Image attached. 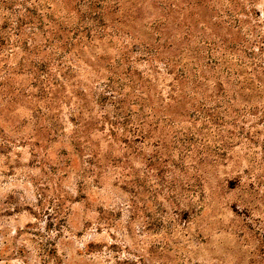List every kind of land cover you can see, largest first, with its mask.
I'll use <instances>...</instances> for the list:
<instances>
[{"label": "clouds", "instance_id": "9594fccd", "mask_svg": "<svg viewBox=\"0 0 264 264\" xmlns=\"http://www.w3.org/2000/svg\"><path fill=\"white\" fill-rule=\"evenodd\" d=\"M218 7L241 25L251 22L249 52L252 41L264 47V0H221ZM106 8L91 12L84 0L0 6V17L11 21L0 34L8 43L0 66L20 67L7 61L11 54L31 81L32 64L47 61L40 79L49 88L43 101L33 99L30 85L23 100L0 97V213L13 212L0 219V264H264L254 237L264 235V85L242 99L229 75L232 56L205 66L190 43L176 64L125 35ZM16 17L27 23L17 28ZM109 46L115 51L101 56ZM255 58L264 64V51ZM175 67L189 70L188 83L173 79ZM22 143L32 155L17 148ZM90 244L102 249L90 251Z\"/></svg>", "mask_w": 264, "mask_h": 264}, {"label": "rangeland", "instance_id": "374dc122", "mask_svg": "<svg viewBox=\"0 0 264 264\" xmlns=\"http://www.w3.org/2000/svg\"><path fill=\"white\" fill-rule=\"evenodd\" d=\"M24 0H15L13 3H21L23 6ZM79 2V0H78ZM86 2V0H84ZM137 0H104L101 1L102 4H107V8L103 9L105 15L107 17L112 18L114 21H118L123 24L125 27L121 29L125 35L132 33L140 42H143V47L146 49L147 46L146 41L143 40L142 31H140V26L138 25L139 22L137 21V12L136 6ZM221 4V0H145L143 4L145 8L143 11L144 18L143 21L146 19V13H152V16H149L150 21H155L157 18H161L166 25V28L169 25H172L171 32L172 35L170 36V46H174L175 44L182 43L183 47H185L182 54H187L185 52L188 49L189 44L197 45L191 49V52L196 58L202 63L207 66L208 64H220V58L222 57H233V64L229 65V75L234 76L236 78L235 83L239 84V88L237 91L239 92L243 89L242 99H251L258 95V86L264 85V64L258 61L255 57L257 55V49L259 51H264V47H260L257 45L255 41L251 42L252 51L249 52L244 45L248 44L252 35H255V31H249L247 35L245 32L248 30V25L251 23L245 18V22L243 25L240 23L241 18H237L236 20H231L229 13L227 11L222 10L218 5ZM7 5V4H5ZM0 5V6H5ZM100 5V7H101ZM34 10V9H33ZM93 10V9H92ZM163 10L165 11L164 14H167L165 18L162 15ZM35 11V10H34ZM26 13V12H25ZM260 16V12L258 9L253 10V19H257ZM222 17H228V20L225 21ZM3 20H8V24L6 27L2 28V31L5 32L9 29L10 20L4 19L0 17V23ZM16 27L20 28L24 25V21H19L18 17H16ZM145 23V21H144ZM168 24V25H167ZM105 26V25H101ZM175 37V38H174ZM90 38V34H89ZM142 38V41H141ZM114 39H119V36L114 37ZM264 39V38H262ZM145 45V46H144ZM168 45L165 47H160L157 51L166 54V56L175 61L176 64L179 61L176 60L178 55L174 56L171 53H167L166 49ZM230 46H233L231 48ZM8 47L7 41L0 40V53L4 52ZM133 50L137 47L135 44L132 45ZM204 49V53L201 54V50ZM215 49L220 53V57H215L212 54V50ZM146 50H149L147 48ZM23 51V49H21ZM115 51L114 48L109 46L108 52L105 53L101 51V56L110 55L111 52ZM236 51H240L241 55L236 56ZM155 52V51H154ZM151 53V52H150ZM207 57V59H205ZM5 58L0 56V61H3ZM7 61L14 63L20 67L16 68H9V63L5 62L0 66V75L4 78L0 79V97L7 98L11 96L12 100H23L27 93L25 92V88L29 85L31 88L36 89V92L33 94L34 100L43 101L45 98L48 97L49 88L46 85V82L40 79L45 72L48 71V62L41 61L38 63H33L31 68L29 69L30 72H35L36 79L28 81V78L25 76V72L20 59H14V57L9 54L7 57ZM44 63V67H41L39 64ZM54 67V65H53ZM91 68V65L88 66ZM174 70L176 71V76L173 79H178L182 83H188L190 81V72L187 68L184 67H175ZM182 70L187 75V79H183L181 76ZM71 73L69 72L68 75ZM66 75L65 73H61V76ZM171 75V72H169ZM59 78H57L58 82ZM111 80V78H109ZM168 86H170L171 81H168ZM159 86L165 87V82L161 78L158 81ZM24 85V87H21ZM220 87L222 88L223 85L221 84ZM107 91V90H106ZM16 93V95H12ZM55 95V93H53ZM108 101V96L102 94L97 102L101 105L105 104ZM235 111V109H234ZM219 115V113L217 114ZM254 115V113H253ZM68 124L70 125L72 122V117H66ZM67 127V125H65ZM52 129L58 130L57 123L55 120L52 122ZM105 130V126H101L100 131L103 132ZM2 131V129H0ZM44 137L47 139L48 143L55 142V137L50 135V132L44 133ZM140 138H137V142H139ZM191 138H189V141ZM126 143V141H122ZM252 143H256V141H252ZM35 148L40 149L42 147V143L40 140L33 141ZM48 144H44V147H47ZM18 149H27L29 155H32V149L28 147L26 144H19L17 145ZM4 148L0 147V152H3ZM8 151H11V148H8ZM62 154H67V149L61 150ZM31 163V161H30ZM167 163V161H165ZM151 167V162L149 163ZM163 171V169H161ZM230 186H234L232 181H229ZM43 201H37V204H41ZM14 211H20L19 208L15 209ZM24 211H28L32 213V210L29 206L25 205ZM13 214L12 211L6 210L0 213V219L6 216H11ZM35 215V213H32ZM47 215V213H46ZM49 223L46 227L51 228L53 227L52 224V217L49 216ZM26 228L31 227V222L25 225ZM99 231V229H98ZM255 240L259 241L256 245V253L258 256H264V235H260L258 232L254 233ZM90 251H100L102 249L101 246L94 247L93 245H89ZM110 250L112 252H116L117 248L115 245L110 246ZM149 251H151L154 255L158 254V247L157 246H150ZM22 255V251H20Z\"/></svg>", "mask_w": 264, "mask_h": 264}, {"label": "trees", "instance_id": "16d2710c", "mask_svg": "<svg viewBox=\"0 0 264 264\" xmlns=\"http://www.w3.org/2000/svg\"><path fill=\"white\" fill-rule=\"evenodd\" d=\"M15 1V0H12V2ZM101 1H104V0H86V2L88 3V8L90 9L91 12H97V11H100L101 10ZM8 3V0H0V5H5ZM145 3V0H137V3H136V6L137 9H136V12H137V21L139 22V26H140V31H142V36L145 37L143 38V40L146 41V44L147 48H149V52L153 53L154 51L157 52V49L160 48V47H165V45H168L166 46L167 49H166V52L167 53H171L172 55L176 56H180L182 54V52L184 51L185 47H183L182 43H178V44H175L174 46H170V36L172 35V32H171V27L172 25H169V29L168 27L166 28V25H164V23H167L166 21L163 22L161 20V18H157L155 21H150L149 20V16H152V13L150 12H147L146 13V19L144 21L142 20L144 18V15H143V11L145 8H148L149 6L147 7H144L143 4ZM93 9V10H92ZM24 11L27 13V14H31V15H35L36 12L32 9V8H25ZM165 11L163 10L162 12V15L165 16V18L167 17V14H164ZM19 21L22 22L23 20H25L24 18L22 17H18ZM24 24L27 23V21H24L23 22ZM8 24V20H3L1 23H0V34H3L5 32L2 31V28L6 27ZM168 25V24H167ZM0 40L1 41H7L3 35H0ZM141 41H142V38H141ZM141 45H143V42H140ZM137 47V45H136ZM231 48H233V46H230ZM163 52V50H162ZM41 67H44V63H41L39 64ZM181 76L183 77V79H187V75L185 74V72L182 70V73H181Z\"/></svg>", "mask_w": 264, "mask_h": 264}]
</instances>
